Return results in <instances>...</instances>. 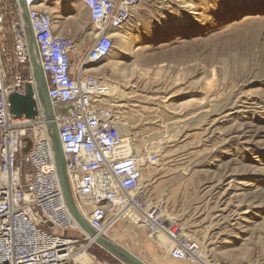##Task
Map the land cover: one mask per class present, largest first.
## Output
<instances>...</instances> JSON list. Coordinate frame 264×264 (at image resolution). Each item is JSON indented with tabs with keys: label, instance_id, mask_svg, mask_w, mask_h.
<instances>
[{
	"label": "rangeland",
	"instance_id": "obj_1",
	"mask_svg": "<svg viewBox=\"0 0 264 264\" xmlns=\"http://www.w3.org/2000/svg\"><path fill=\"white\" fill-rule=\"evenodd\" d=\"M55 5L86 56L94 24ZM119 33L129 44L116 38L95 69L120 91L133 149L157 156L144 183L165 199L167 228L194 238L205 264H264V0H143ZM115 230L148 264H187L168 258L163 237ZM75 262L123 264L98 245Z\"/></svg>",
	"mask_w": 264,
	"mask_h": 264
},
{
	"label": "built area",
	"instance_id": "obj_2",
	"mask_svg": "<svg viewBox=\"0 0 264 264\" xmlns=\"http://www.w3.org/2000/svg\"><path fill=\"white\" fill-rule=\"evenodd\" d=\"M25 1L54 117L45 118L39 103L34 119L11 113L10 95H25L34 80L18 0H0V264H77L76 253L97 245L66 205L48 131L51 123L59 128L77 209L99 236L129 225L153 242L166 238L171 261L205 264L203 248L194 238L164 224L165 199L155 198L143 184V168L154 165L157 156L142 154V166L123 132L111 83L91 72L111 56L115 34L143 0ZM57 2L87 10L95 35L86 56L77 57L75 43L58 35L52 15L41 9ZM64 109L68 111L62 115ZM26 140L32 143L27 154Z\"/></svg>",
	"mask_w": 264,
	"mask_h": 264
},
{
	"label": "water",
	"instance_id": "obj_3",
	"mask_svg": "<svg viewBox=\"0 0 264 264\" xmlns=\"http://www.w3.org/2000/svg\"><path fill=\"white\" fill-rule=\"evenodd\" d=\"M18 7L27 37V46L30 55L34 85H26L25 95H20L17 93L10 95L9 103L11 105V113L17 118L25 116L29 119H34L38 114L37 105L39 103L44 111L45 118L52 120L54 117L53 104L49 96L46 75L42 69L39 48L34 35L26 1L18 0ZM35 96L38 101L35 100ZM67 111V109H64L62 110L61 114L65 115ZM48 131L54 148L57 172L61 182L65 202L76 223L92 240H95L96 244L100 248L105 250L108 254L112 255L123 264H148L133 252L112 242L109 237L99 236L91 228L87 220L80 214L77 209L68 180L66 156L60 141L58 125L56 123L49 124ZM26 141L28 142V147L24 150L25 154L29 152L32 146L31 141Z\"/></svg>",
	"mask_w": 264,
	"mask_h": 264
},
{
	"label": "crops",
	"instance_id": "obj_4",
	"mask_svg": "<svg viewBox=\"0 0 264 264\" xmlns=\"http://www.w3.org/2000/svg\"><path fill=\"white\" fill-rule=\"evenodd\" d=\"M58 4H60L59 2H57ZM57 3H52L50 5H44L41 7V9L47 11L48 13H50L53 17L54 20V29L55 32L60 35V36H64V37H73V23L69 21V19H67L64 15V10L63 7L61 6H57L55 4ZM68 5V7H72V5L75 4H71V3H66ZM65 4V5H66ZM78 6V5H77ZM82 8V10L84 11L86 17L88 18V20L90 19L89 14L87 12V10H85L82 6H80ZM71 10V9H69ZM96 70L95 67L91 69V72L96 74L98 76V72Z\"/></svg>",
	"mask_w": 264,
	"mask_h": 264
},
{
	"label": "bare ground",
	"instance_id": "obj_5",
	"mask_svg": "<svg viewBox=\"0 0 264 264\" xmlns=\"http://www.w3.org/2000/svg\"><path fill=\"white\" fill-rule=\"evenodd\" d=\"M79 16V15H78ZM94 35H95V32H94ZM115 38H118V39H120L121 40V43H122V47L124 48L127 44H129V40H128V35L127 34H121V33H119V31L115 34ZM110 58V57H109ZM94 71H96V70H94ZM112 89H113V100L116 102L118 99H119V96H120V91H119V89H118V87L117 86H112ZM123 132H124V134L126 135V137H128V139H129V134H128V131H127V128H126V126L123 124ZM132 152L134 153V155H139V153L138 152H136V150L135 149H133V147H132ZM140 162H141V164H142V166H145V164H146V160H145V158L144 157H142L141 158V156H140ZM143 184H145L144 183V179H143ZM163 220H164V224L165 225H167V223H166V217H165V215L163 214ZM130 231L132 230L131 228L129 229ZM109 237H110V240L112 241V242H114L115 244H117V245H119L118 243H117V239L119 238V236H120V233L117 231V230H113L109 235H108ZM122 236V235H121ZM164 238V237H163ZM165 239V241H166V238H164ZM159 242H160V244H161V246H164L165 247V245L163 244V241L160 239L159 240ZM166 243H167V241H166ZM119 246H121V245H119ZM121 247H123V246H121ZM125 248V247H124ZM203 251H204V260L205 261H207L208 260V257L206 256V253H205V250L203 249ZM86 256V253L84 252V251H80V252H78V253H76L75 255H74V260H79V259H84V257ZM209 262V261H208ZM100 264V263H99Z\"/></svg>",
	"mask_w": 264,
	"mask_h": 264
}]
</instances>
